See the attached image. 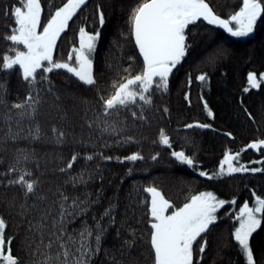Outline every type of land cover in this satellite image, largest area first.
I'll return each instance as SVG.
<instances>
[{"label": "trees", "instance_id": "1", "mask_svg": "<svg viewBox=\"0 0 264 264\" xmlns=\"http://www.w3.org/2000/svg\"><path fill=\"white\" fill-rule=\"evenodd\" d=\"M241 1L206 0L215 14L225 19L239 9ZM62 2L66 0H42V25L50 18L49 13L54 12L52 5L62 6ZM139 2L87 0L58 39L53 59L66 62L73 46H79L80 27L89 33L99 30L93 54L95 87L83 85L65 70L43 73L40 69L38 73L46 75L51 82L52 92L46 91L48 82L37 85L40 103L36 118L24 119L17 124L19 110L12 109V131H19L20 139L0 143V217L7 225L5 239L12 238L13 255L26 260L28 245L33 244L29 222L37 223L44 209H51L55 214L60 192L73 196L92 193L90 199L93 200L99 192V204L82 219L91 222L90 215L99 214L111 202L116 206L113 212L115 224L109 226L102 251L94 264H113V257L126 264H153L149 224L151 195L145 189L155 187L174 208L182 207L193 195L212 192L226 204L218 210L217 222L203 234L199 243H194V264H246L234 240V228L238 226L235 217L246 201L251 206L255 196L264 198V171L228 175L227 165H224L225 174L217 176V173L226 152L240 154L239 160L233 161L236 167L264 169V163H255L264 161V145L259 149L247 148L252 142L264 140V83L244 92L249 72L256 73L258 78L264 73V15L258 18L253 33L244 38L232 37L218 25H210L203 19L189 25L186 42L190 47L169 73L167 91L154 88L150 106L143 110L139 105L133 106L131 111L137 112L136 119L130 111L122 112L118 119L105 117L98 97L107 98L114 91V82L118 85L123 82L122 78H130L143 70V59L131 36L129 21L130 12ZM16 4L17 0H0V56L12 55L7 51L12 44L4 39L10 34L6 25L12 24V20L4 10ZM100 12L105 19L103 26L99 24ZM18 47L24 50L22 45ZM209 57H213L212 62ZM44 64L47 66V62ZM15 68L17 71L0 72V81H3L0 87L7 89L3 98L9 107L22 102L28 94L19 66ZM125 69L129 71L125 72ZM203 73L207 74V80L198 81L196 77ZM5 111L0 108V113ZM141 111L143 119H139ZM37 124L41 139L33 140L29 132ZM106 124L117 131H104ZM189 124L209 127L189 128ZM54 127L65 134L61 143L52 131ZM7 130L8 125L0 119V137ZM162 130L170 138L171 147L160 143ZM126 137L133 140L125 142ZM18 149L28 156L27 160L16 163ZM181 150L193 159V166L182 164L171 156L172 151ZM101 153L112 159L100 158ZM134 153L143 159L120 162ZM74 154L78 159L70 174L76 176L84 172L85 179L89 174L95 175L88 185L76 188L66 183L69 174L60 171ZM87 155L94 159L85 160L83 157ZM153 156L157 158L153 160ZM9 167L32 172L26 179L37 182L34 196L25 198L21 186L8 185L9 179H16L20 174L17 171L5 175ZM200 172L207 175L201 176ZM233 200L235 204L231 203ZM21 205H26L27 210ZM79 226L80 219L69 225V230ZM47 236L48 232L46 239ZM132 239L135 240L133 247L123 249L125 254L121 256L122 242ZM205 241V252L201 255L199 246ZM250 247L256 264H264V219L250 237Z\"/></svg>", "mask_w": 264, "mask_h": 264}, {"label": "snow or ice", "instance_id": "2", "mask_svg": "<svg viewBox=\"0 0 264 264\" xmlns=\"http://www.w3.org/2000/svg\"><path fill=\"white\" fill-rule=\"evenodd\" d=\"M86 2L87 0H66V2H62V6L52 5L55 10L49 13L50 18L43 25L41 24L42 0H17V4L11 9L4 10V14L10 16L12 20V24L6 25L10 34L4 37L12 44L7 50L12 55L0 56V72L17 71L15 66L18 65L22 80L28 86V94L22 102L13 103L9 107L3 98L7 95V89L0 87V108L7 110L0 113V119L8 125L7 132L3 137H0V143L20 139V132L12 131L11 122L14 119L12 109L19 110L16 113L18 118L15 122L17 124L24 119L34 120L40 103L37 85L48 82L49 87L46 91L52 92L48 77L40 75L38 70L42 69L43 73L65 70L83 85L96 86L93 73V54L100 36L99 30L89 33L84 27H80L79 46H73L67 61L56 62L53 59L58 39L68 29L69 21L82 6L86 5ZM262 15H264V0H242L239 10L227 19L216 15L206 0H140L130 12L129 21L131 36L143 58V70L130 78H122L123 82L118 85L114 82L112 85L114 91L107 98L98 97L103 116L118 119L122 112L130 111L131 116L136 119L137 112L131 111L133 106L139 105L141 110L145 106H150L154 88L167 91L169 73L186 56V51L190 47L186 42L188 39L186 29L189 25L203 19L210 25H218L232 37L244 38L253 33L254 26ZM104 23L103 12H100L99 24L103 26ZM41 27L42 30H38ZM20 45L24 50H20L18 47ZM212 60L213 57H209V61L212 62ZM44 62H47V66ZM124 71L128 72L129 70L125 69ZM38 75L39 80L37 79ZM196 79L201 82L206 81L207 74H200ZM262 83H264V73L259 74L258 78L256 73L249 72L247 75L248 86L244 88V92L259 88ZM0 84H3V81H0ZM189 84H191V79H189ZM85 102L87 103V101ZM204 106L207 108L206 103ZM208 115H212L210 110ZM143 118L141 111L139 119ZM187 127L206 128L209 125L189 124ZM103 130L106 132L111 130L113 133L117 131L114 126L107 124ZM52 131L56 134L57 142L61 143L65 135L64 132L58 131L55 127ZM29 135L33 140L41 139L38 124L30 129ZM132 140V137L125 138V142ZM160 143L171 147L170 138L164 134L163 130L160 134ZM261 145H264V140L252 142L247 145V148L259 149ZM17 153L16 163H19L21 159H28L23 150L18 149ZM239 155V153L226 152L220 162V171L217 176L225 174L224 165H227L228 175L248 171H264L257 167L234 166L233 161H238ZM171 156L190 167L194 164L193 159L182 150L172 151ZM83 158L91 161L94 156L87 155ZM100 158L112 159V157H104L102 153ZM156 158V156L152 157L153 160ZM77 159V155L74 154L67 166L60 169L61 172L69 174V180L66 183H70L73 188L78 185H88L91 180L95 179V175L92 174H89L88 179H85L84 172L76 176L70 174L73 163ZM141 159H143L142 156L134 153L124 157L120 162H134ZM255 163H264V161ZM17 171L20 173L18 178L9 179L8 185L21 186L23 196L31 198L35 195L37 182L26 179V177L32 176V172L9 167L5 175ZM200 175L206 176L207 173L200 172ZM101 179H103L102 176ZM145 191L151 195L149 224L151 229L150 248L154 253L153 264H194V243H199V239H203V234H206L210 226L217 222V212L226 204V201L218 199L212 192H201L191 196L182 207L174 208V205L165 199L155 187H148ZM92 195V193H83L73 196L66 192H60L57 201L58 209L55 214L51 209H44L37 223L29 222V232L34 246L33 244L28 245L29 251L26 260L13 255L12 238H8L6 241L4 232L7 225L3 217H0V264H94L95 258L102 251L109 226L115 224L113 212L116 206L110 202L99 214L90 215L91 222L82 219L89 216L93 207L100 202L99 192L95 193L97 196L95 200L90 199ZM38 199L44 200L45 198L39 197ZM231 203L235 204V200ZM21 207L27 210L26 205H21ZM33 207L35 208V205ZM169 209L174 210L169 213ZM258 214H264V198L255 196L254 206H250L246 201L239 208V213L235 217L239 226L234 228V240L246 259V264H256L253 250L250 247V237L261 227L262 219H264V216ZM78 219H80L79 228L70 231L69 225ZM49 221L50 231L48 230ZM46 232H48L47 239L45 238ZM132 236H135L134 232ZM134 243V239L123 241L121 256L125 254L123 249H131ZM206 244L207 241L199 246L201 255L205 252ZM113 264H126V262L113 257Z\"/></svg>", "mask_w": 264, "mask_h": 264}, {"label": "rangeland", "instance_id": "3", "mask_svg": "<svg viewBox=\"0 0 264 264\" xmlns=\"http://www.w3.org/2000/svg\"><path fill=\"white\" fill-rule=\"evenodd\" d=\"M242 6V1H241V5L239 6V7H241ZM239 9H237V11H238ZM234 23V22H233ZM38 30H40V29H38ZM18 66V65H17ZM235 166V165H234ZM254 204H255V201L253 202V204L251 205V206H254ZM172 210H174V209H169V213L172 211ZM259 215V214H258ZM239 226V225H238ZM237 226V227H238ZM7 241V240H6ZM193 249H194V247H193ZM6 250H7V245H6ZM193 256H194V262H195V254H194V250H193Z\"/></svg>", "mask_w": 264, "mask_h": 264}, {"label": "water", "instance_id": "4", "mask_svg": "<svg viewBox=\"0 0 264 264\" xmlns=\"http://www.w3.org/2000/svg\"><path fill=\"white\" fill-rule=\"evenodd\" d=\"M139 50V49H138ZM142 57V56H141ZM143 59V58H142Z\"/></svg>", "mask_w": 264, "mask_h": 264}]
</instances>
